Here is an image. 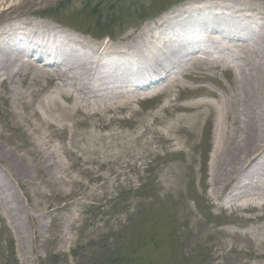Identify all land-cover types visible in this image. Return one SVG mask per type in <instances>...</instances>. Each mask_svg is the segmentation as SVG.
<instances>
[{"label": "rangeland", "instance_id": "374dc122", "mask_svg": "<svg viewBox=\"0 0 264 264\" xmlns=\"http://www.w3.org/2000/svg\"><path fill=\"white\" fill-rule=\"evenodd\" d=\"M193 1L0 0V26L11 17H33L73 33L77 30L88 41L107 38L124 46L134 33L165 14L182 15ZM254 1L264 4V0ZM178 29L175 33L182 35L191 31ZM204 32L202 27L195 33ZM225 32L218 30V35ZM214 60L230 69L215 70ZM123 61H128L126 55ZM201 68L199 80L196 72L183 75V68L179 70L185 86H204L176 88L179 103L197 97L216 100L215 94L224 99L227 92L233 95L238 74L231 58L214 55L203 59ZM14 86L20 93L27 89L20 78ZM42 98L40 94L36 102ZM57 99L62 106L67 104L64 98ZM166 100L162 92L147 96L133 105L135 111L119 110L120 120L106 127L90 117L75 125L73 141L68 131L56 136L53 128L42 129L43 135H52L50 145L69 167L67 174L39 171L33 179H17L2 170L13 164L0 153V176L19 201L26 232L22 241L0 195V264H264V207L220 209L223 198L211 197L208 178L218 122L215 112L200 121L195 133L186 129L174 133L182 139L175 146L163 138L162 124L150 122L151 114L159 112ZM0 106L1 131L7 137L4 147L26 160V151L33 145L25 142L26 130L15 125L24 111L13 103L8 111L6 103ZM162 114L164 122L174 116L170 111ZM82 117L75 114L77 120Z\"/></svg>", "mask_w": 264, "mask_h": 264}, {"label": "bare ground", "instance_id": "6f19581e", "mask_svg": "<svg viewBox=\"0 0 264 264\" xmlns=\"http://www.w3.org/2000/svg\"><path fill=\"white\" fill-rule=\"evenodd\" d=\"M188 5L182 15L172 11L151 22L124 46L111 40L88 41L81 34L33 17H11L0 26V103H6L7 111L12 103L23 109L22 120L15 125L26 130L25 142L33 145L26 151V160L5 149L6 136L0 126V153L13 164L2 166V170L22 180L33 179L39 171L67 174L69 167L50 145L52 135H43L42 129L51 127L56 136L68 131L73 141L75 125L94 116L109 126L120 120L119 110L135 111V103L162 92L167 100L159 112L151 114L150 122L162 124L163 138L175 146L182 139L174 133L183 129L195 133L200 121L212 112L218 118L208 178L211 197L223 198V206L218 207L236 211L264 207V4L254 0H196ZM187 27L190 32L175 33ZM202 27L204 33H195ZM223 29L227 32L221 37L218 30ZM168 33L180 39L173 40ZM124 55L128 61H123ZM214 55L226 56L234 63L233 72L238 75L233 95L227 92L224 99L215 94L216 100L197 97L179 103L181 95L174 94L176 88L204 87L185 86L179 70L183 68V75L196 72L199 80L203 59ZM213 68L230 69L217 62ZM19 78L27 88L22 93L14 86ZM43 82L51 87L47 89ZM39 93L43 98L37 103ZM58 96L67 101L65 106ZM162 111L174 116L164 122ZM75 114L84 118L77 120ZM81 171L96 172L91 168ZM0 195L10 210L11 225L24 241L19 201L1 176Z\"/></svg>", "mask_w": 264, "mask_h": 264}]
</instances>
